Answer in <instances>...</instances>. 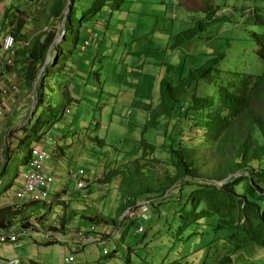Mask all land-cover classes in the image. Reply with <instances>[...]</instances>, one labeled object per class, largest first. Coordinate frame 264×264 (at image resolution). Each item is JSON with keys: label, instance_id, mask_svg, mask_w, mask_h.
<instances>
[{"label": "trees", "instance_id": "16d2710c", "mask_svg": "<svg viewBox=\"0 0 264 264\" xmlns=\"http://www.w3.org/2000/svg\"><path fill=\"white\" fill-rule=\"evenodd\" d=\"M206 2L200 10L201 17L191 20L186 28L170 30L173 33L165 59L170 51L184 52L189 43L198 41L199 46L201 38L208 40L199 48L200 57L191 60L192 68L186 67L187 61L197 57L196 53L191 56L184 52L181 59L184 66H173L179 77L176 81L157 76L155 93L145 104L148 118L135 136L139 145L134 153L135 161L127 162V167L131 163L136 166L125 176V206L120 208V214L136 215L139 208L146 206L148 219L145 220L142 212L136 219L149 221L150 212L162 218L170 210L169 221L180 223L178 235L197 227L217 234V239L190 252L200 259V251L205 252L201 264H264V259L256 258L257 253H264V0L260 5L249 3L251 13L245 10L246 5L230 6L226 0ZM130 5H140L141 10L134 12L146 18L152 15L144 5L163 6L166 11L171 5L181 4L177 0H49L43 8L42 3L35 5V12L32 5L23 9L17 6L16 13L23 14L24 9H29L28 13L33 14L25 21L10 8H4L0 32L11 34L15 40L8 59L12 65L8 64L7 69L16 75L28 95L33 93L34 98L28 99L27 104L30 106L34 101V108L25 117L26 121L8 135L4 133L7 138L0 176L19 151L25 152L24 162L28 165L33 148L45 136L46 147L49 141L52 153L57 149L61 153L71 146L68 136L61 142L66 134L62 129L65 116H72L75 106L84 108V101L98 106L90 101L100 98L93 95L96 93L93 86L75 97L73 79H81V84L87 87L85 72L92 67L95 57L106 52V32L102 35L96 30L101 15L128 13ZM40 8V13L35 14ZM27 20L32 25L43 22L45 29L27 39L22 32ZM223 26L230 37H226V48L222 50L216 47L220 43L216 34ZM207 33L210 35L204 37ZM84 42L85 52L80 49ZM154 47L151 42L149 49ZM92 49L95 52L90 54ZM49 52L50 61L46 63ZM228 61L230 65L225 66ZM61 72L67 77L62 81L58 78ZM54 80L61 90L57 97L53 96L51 85ZM150 132L154 134L152 139L148 137ZM14 134L17 142L10 141ZM164 163L171 165V170L157 186L156 171ZM37 204L28 202L26 206L29 209ZM21 214L18 206H0V229L11 232L17 220L20 226H29L30 223L24 222L26 216L19 217ZM136 219L126 220L128 225H133ZM94 223L106 227L118 225L113 219ZM88 230L92 236L96 234L95 230ZM165 230L171 232V222ZM144 231L143 228L139 233ZM104 238L108 235L101 236ZM50 244L55 242L46 243ZM254 251V255L248 253ZM183 254L178 255L176 262L184 258Z\"/></svg>", "mask_w": 264, "mask_h": 264}, {"label": "rangeland", "instance_id": "374dc122", "mask_svg": "<svg viewBox=\"0 0 264 264\" xmlns=\"http://www.w3.org/2000/svg\"><path fill=\"white\" fill-rule=\"evenodd\" d=\"M177 1L180 2V6L172 7L171 5L166 11L163 6L144 5L152 15L146 18L144 15L134 12L141 10L140 5H130L128 13L115 12L111 15L107 13L101 15L96 30L98 34L102 35L106 32V52L102 51L98 57H95L92 67L85 72L88 78L85 80L88 84L87 87L81 84L83 82L81 79H73L74 92L78 91L82 94L85 88L88 90L90 86L95 87L96 93L93 95L99 96L100 100L94 99L90 102L94 101L98 106L87 105L84 101L82 107L85 109L75 106L72 109L74 112L72 116H65V121H62V129L66 134L61 142L64 143L65 136H68L67 141H72V144L65 148V151L62 150L61 155L52 153L49 141L47 147L45 142L44 144L37 143V146H45L50 155L48 163L52 168L55 182L49 201L53 200V203L47 206L44 203L32 206L29 211L33 216H28L26 213L21 214L19 217L26 216L27 219L24 222L30 223L27 228L51 230L65 226L70 227L79 221H86L87 228H83V230L89 235V239L87 237L83 240V235L79 234L78 236L82 238L83 242L93 241L96 238L88 229L95 230V233H103L110 229V238L107 241H99L98 238L84 248L76 243L41 245L36 241L42 242L40 239L43 237L32 230H23L20 221L17 220L12 231L17 233L19 240L16 244L11 243L6 247L0 244V264H10L9 262L15 259L20 261L19 264H32V261L38 264H66L65 258L72 255L77 259L76 264H201L203 259L201 255L205 252L200 251L199 256L202 259L198 258L196 254L190 255V252L214 241L218 238L217 234L210 230L204 232L201 227H197L196 229L189 228L178 235L177 225L180 223L177 221L175 224L171 220L169 221L170 210L165 212L167 217L163 216L162 218L150 212L151 220L149 221L136 219L142 212L140 208L136 215L129 214V212L120 214V208L125 206V176L127 177L128 172H132V168L135 169L136 166L131 163L130 167H127V162L135 161L134 153L139 148V145L135 143V136L141 131L142 125L148 118L145 104L155 93L157 76L176 81L179 77L176 71H173V66L183 67L182 56L185 54L192 56L196 53L197 57H191L187 61L186 67L192 68L191 60L195 61L200 57L199 48L202 47L205 40H208L201 38L202 43L199 46L197 40V43H189V46L184 48L185 54L184 52L170 51L166 55L168 58L163 57L167 52L171 33L182 29L181 27L186 28L196 18L201 17L200 10L207 3L206 0ZM211 1L215 2V0ZM48 2L49 0H0V5L10 8L15 16L19 15V18L25 21L26 17H31L33 14L28 13L29 9H24L23 14H18L15 11L17 6L19 9H23L26 8L25 6L32 5L31 10L35 12L37 8L35 5L39 6L42 3L41 8H43ZM251 2L261 4V0H226L230 6L246 5L247 13H251L248 9V4ZM41 8L35 14L40 13ZM1 10L3 13L4 8ZM163 15H165L164 19L161 18ZM174 17H176V21ZM39 24L32 25L30 20L26 21L22 32L27 39L45 29L43 22ZM58 27L61 31L63 26L60 23ZM223 29L227 30L223 26L221 32L216 34V39L220 40L216 47L222 48V50L226 48V37H230V34ZM208 35L210 34L207 33L204 37ZM137 39L140 40L139 44ZM58 42L59 40L56 39L55 43ZM151 42L155 46L153 49H149ZM85 46L87 45L84 42L80 47L83 52H85ZM152 50L157 51V54L151 55ZM10 52L5 54L10 56ZM93 52L95 49L90 50V54ZM48 61H50V52L46 56V63ZM229 65L230 61L225 64V66ZM82 77L85 78V76ZM58 78L62 81L67 77L64 72H61L58 74ZM51 85L53 96H60L61 90L58 89L55 80ZM29 96V99L34 98L33 93ZM86 99H89V96ZM33 108L34 101L19 116V122L14 124L15 127L25 120ZM28 109L30 110L28 111ZM11 119L13 117L9 118V120ZM6 125L7 122L4 119L1 126L5 127ZM151 133L148 134V137L152 139L154 134ZM59 134L61 137V133ZM18 135L16 133V136ZM14 137L15 134L10 141L17 142L18 139ZM44 140L47 141L46 136ZM158 142L162 143L161 140ZM3 146L4 141L0 139L1 166L4 163ZM13 147L16 148V145L13 144ZM24 156L25 152L19 151L8 163L7 171L0 176V193L3 194L10 186L11 192L17 190L21 175L25 171ZM166 157V160L170 161L168 156ZM161 166L160 171L157 170L155 175L158 179L157 186L164 181L165 175L171 170V165L168 163ZM81 172H84V176L80 174ZM74 175L79 180L84 179L91 183L92 186L81 190L76 189ZM64 190L67 191V198L64 200H67L59 201L55 196L58 193L64 197ZM128 217L136 219L135 224L128 225L129 221L126 220ZM123 218L125 222L122 224ZM100 219H113L118 222V225L106 227L100 223H94ZM127 221L128 223H126ZM170 222L172 230L168 232L165 227ZM139 226L144 227L143 233H138ZM17 246L19 247L18 251L15 252L13 248ZM181 252H184L182 255L184 258L176 262L180 258L178 255ZM248 253L254 255L256 251ZM107 254L111 255L106 257ZM256 258L264 259V253H257Z\"/></svg>", "mask_w": 264, "mask_h": 264}, {"label": "crops", "instance_id": "0c3cea01", "mask_svg": "<svg viewBox=\"0 0 264 264\" xmlns=\"http://www.w3.org/2000/svg\"><path fill=\"white\" fill-rule=\"evenodd\" d=\"M1 8H5V7L0 5V14L2 13ZM0 35H1L0 36V70L2 72V76L0 77V89L1 88H9L13 84L18 85V91L16 93L10 94L8 96L1 95V91H0V105L3 104V106L1 107L2 116H1V120H0V139H2L5 142L7 137H6V135H4V133L7 132V135H8L9 132L11 131V129H15L14 124L20 119L19 116L28 107H30L27 104V101H28L30 96L28 95V92L25 89L24 85L20 82H17L16 75L7 69L8 64L12 65V62L8 61L9 56L5 54L8 52H3L1 49V37H2L1 32H0ZM72 85L73 84H71V87H73ZM80 94H81L80 92H78V91L74 92V90H73V95L75 97H79ZM10 117H13V119L9 120ZM4 119L6 120L7 125L5 127H2L1 124H2V121ZM23 121H26V120H23ZM16 127H18V126H16ZM44 142H45V140L41 144H44ZM54 155H61L60 150L57 149L54 152ZM27 166L28 165H25V171L27 170ZM50 167H51L50 164L47 163L45 166V172L47 174H52V168H50ZM0 168H1V166H0ZM46 170H48V171H46ZM21 184H22V178H21V181L18 183L17 189L21 186ZM10 188H11V186H10ZM10 188H6V191L4 189L5 192H3V194L0 193V206H13V207L18 206V209L22 210L23 214L26 213L28 216H33L31 211H29V210H31V207L28 209V207L26 206L29 201L19 202L18 200H16L12 196L13 192H11ZM66 192H67L66 190L63 191L64 197H62L60 194L57 193L55 198H58L59 201L67 200V199L64 200V198H67ZM52 203H53V200L52 201L50 200L46 203V206L48 204L51 205ZM36 219H39V218H36ZM86 227H87L86 221H83V222L79 221L76 223V225H73L70 227L65 226V227L53 228L51 230L31 229V228L21 226V228H23V230H27V231L32 230V231L36 232L37 234H40L41 237H43L42 239H40L42 242H39V241H36V242L38 244H41V245L49 243V242H55V243H60V244L76 243L78 246L84 248L87 244L96 241L98 238H99V241H107L110 238V230L108 229V230H106V232L98 233L100 235H97V233L94 234L93 237H96L95 240L83 242V240L89 236L86 234V231L83 230V228H86ZM11 232L17 235L16 232H13V231H11ZM79 234L83 235V240H82V238L78 237ZM105 235H108V238L107 239H105V238L101 239V236H105ZM88 239H89V237H88ZM16 243H14V244H16ZM2 246L6 247L7 245H2ZM18 248L19 247L17 246V247H14L13 249L15 252H17ZM69 257L65 258V262H66V259H68ZM74 259H75V261L73 262V264H76L77 259L75 256H74ZM32 264H38V263H34L32 261ZM66 264H72V263L66 262Z\"/></svg>", "mask_w": 264, "mask_h": 264}, {"label": "built area", "instance_id": "2783aa9c", "mask_svg": "<svg viewBox=\"0 0 264 264\" xmlns=\"http://www.w3.org/2000/svg\"><path fill=\"white\" fill-rule=\"evenodd\" d=\"M15 44L14 37L11 34H4L1 39V49L3 52H9L13 49ZM8 64V63H7ZM2 72L0 70V77ZM1 95L8 96L10 94L16 93L18 91V85H11L9 88H1ZM0 105V119L2 116V109ZM45 146H36L33 148L31 160L28 163L27 170L21 175L22 184L21 186L12 193V196L19 202L29 201L35 203H47L49 201L50 193L52 186L55 182L53 174H47L45 172V166L50 159V155L45 149ZM84 176V172H81ZM72 175V173H71ZM73 179L76 183V189H86L89 185L84 179H80L77 176H73ZM1 185V183H0ZM146 206L142 207V214L145 220L148 219L146 214ZM143 226L138 230V232L143 231ZM18 236L14 233L5 232L0 229V244L7 245L11 243H16ZM68 263L74 262L73 257H69L66 260ZM18 259L10 262V264H19Z\"/></svg>", "mask_w": 264, "mask_h": 264}, {"label": "clouds", "instance_id": "9594fccd", "mask_svg": "<svg viewBox=\"0 0 264 264\" xmlns=\"http://www.w3.org/2000/svg\"><path fill=\"white\" fill-rule=\"evenodd\" d=\"M1 33H2L3 35H4V34H9V33H6V32H5V33L1 32ZM2 37H3V36H2ZM1 39H2V38H1ZM14 45H15V44H14ZM13 48H14V47H13ZM9 52H10V51H9ZM0 120H1V119H0ZM34 148H35V147H34ZM10 233H12V232H10ZM138 233H139V232H138ZM18 238H19V236H18ZM18 240H19V239H18ZM18 240H17V241H18ZM12 244H14V243H12ZM7 245H8V244H7ZM72 256H73V255H72ZM70 257H71V256H70ZM15 260H16V259H15ZM66 260H67V259H66ZM74 260H75V259H74ZM66 262H67V261H66ZM9 263H10V262H9ZM67 263H68V262H67ZM72 263H73V262H72Z\"/></svg>", "mask_w": 264, "mask_h": 264}, {"label": "water", "instance_id": "95a60500", "mask_svg": "<svg viewBox=\"0 0 264 264\" xmlns=\"http://www.w3.org/2000/svg\"><path fill=\"white\" fill-rule=\"evenodd\" d=\"M67 13V11L65 12V14ZM63 21H64V19H63ZM3 152V151H2ZM0 166H1V162H0Z\"/></svg>", "mask_w": 264, "mask_h": 264}, {"label": "bare ground", "instance_id": "6f19581e", "mask_svg": "<svg viewBox=\"0 0 264 264\" xmlns=\"http://www.w3.org/2000/svg\"><path fill=\"white\" fill-rule=\"evenodd\" d=\"M1 36V35H0ZM2 38V37H1Z\"/></svg>", "mask_w": 264, "mask_h": 264}]
</instances>
